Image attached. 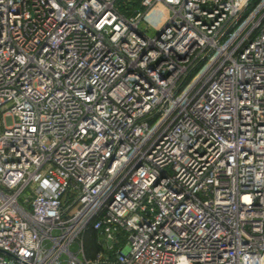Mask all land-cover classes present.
Masks as SVG:
<instances>
[{
    "label": "built area",
    "instance_id": "2783aa9c",
    "mask_svg": "<svg viewBox=\"0 0 264 264\" xmlns=\"http://www.w3.org/2000/svg\"><path fill=\"white\" fill-rule=\"evenodd\" d=\"M0 118V264H264V0H0Z\"/></svg>",
    "mask_w": 264,
    "mask_h": 264
},
{
    "label": "rangeland",
    "instance_id": "374dc122",
    "mask_svg": "<svg viewBox=\"0 0 264 264\" xmlns=\"http://www.w3.org/2000/svg\"><path fill=\"white\" fill-rule=\"evenodd\" d=\"M170 15V10L163 3H157L141 22L142 28L150 26L147 31L149 36H155L165 25ZM0 124H2V119L0 118Z\"/></svg>",
    "mask_w": 264,
    "mask_h": 264
},
{
    "label": "trees",
    "instance_id": "16d2710c",
    "mask_svg": "<svg viewBox=\"0 0 264 264\" xmlns=\"http://www.w3.org/2000/svg\"><path fill=\"white\" fill-rule=\"evenodd\" d=\"M85 246L89 257H93L99 248V245L96 242V233L91 228L88 229L85 235Z\"/></svg>",
    "mask_w": 264,
    "mask_h": 264
}]
</instances>
